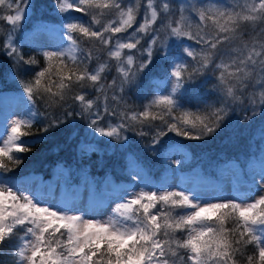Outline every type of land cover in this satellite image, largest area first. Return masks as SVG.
<instances>
[{
	"label": "snow or ice",
	"instance_id": "1",
	"mask_svg": "<svg viewBox=\"0 0 264 264\" xmlns=\"http://www.w3.org/2000/svg\"><path fill=\"white\" fill-rule=\"evenodd\" d=\"M35 8L34 0H0V20L11 26L0 49L18 67L38 68L31 79L16 81L20 107L4 115L0 128V246L16 241L14 264H264V155L258 168L243 171V180L237 177L247 185L243 193L237 187L236 195L208 199L198 189L154 184L143 169L132 168V188L115 190V207L106 219L57 200L52 189L33 190L6 175L23 163L18 154L35 143L24 139L35 123L47 121L41 129L47 133L73 115L66 108L63 116L41 114L38 101L46 109L78 103L93 136L118 141L126 150L130 131L150 136L149 147L158 152L169 147L162 143L169 133L197 141L215 136L228 127L237 104L253 115L259 106L264 139V0H53L61 43L55 49L38 44L32 55L14 33ZM249 26L259 41L238 47ZM93 42L115 62L111 84L102 82L108 62L88 68L92 52L81 44ZM209 78L216 81L214 103L202 96ZM129 86L152 99L140 111L110 109L109 100L127 105ZM88 87L95 89L94 98L73 94ZM249 88L259 90L258 99L248 95Z\"/></svg>",
	"mask_w": 264,
	"mask_h": 264
},
{
	"label": "trees",
	"instance_id": "2",
	"mask_svg": "<svg viewBox=\"0 0 264 264\" xmlns=\"http://www.w3.org/2000/svg\"><path fill=\"white\" fill-rule=\"evenodd\" d=\"M36 8L29 12L30 19L20 25L18 31L14 33V39L22 46L25 52L35 55L32 52L34 46L29 45L22 40L23 33L31 30L38 23L50 22L57 23L59 19L56 12L51 10L53 0H34ZM175 3H199L200 0H174ZM232 3L233 0H227ZM73 15L81 16L85 21L89 18L81 13H73ZM101 23L107 22V17H100ZM140 19L138 17V23ZM195 24V20L192 21ZM11 31V26L5 21L0 20V44ZM131 31V29H129ZM246 31L247 36H244L241 41H238V47L242 43L253 42V39L259 41L252 32L251 26ZM125 34H121L123 36ZM186 43H192L187 42ZM195 47L196 45L193 44ZM81 48L90 50L93 59L88 64L89 70L99 67L100 64L108 62L110 70L102 74V82L106 85L111 84L113 77L117 76L115 71L114 61H108L107 49L99 43L93 42L82 43ZM39 59V57H37ZM83 59V56L81 57ZM43 61H41V65ZM38 70L37 66L18 67L13 61L3 54L0 49V93L5 91L20 92L18 79H31L34 72ZM14 74L16 79H14ZM155 80H159L156 77ZM216 84L215 79L209 78L202 87V96L208 103L215 102V95L210 93ZM109 97L112 92L106 88ZM258 89L249 88L248 95H256L258 99ZM84 92L86 98H94L97 93L92 87L86 89L74 88L73 94ZM101 97L103 93H100ZM152 99L151 95H144L137 87L129 86L127 88V105L117 107L114 102L109 100V107L117 108L118 112L140 111L143 105H146ZM71 105V107H69ZM73 112L72 116L66 118L65 123L58 128L50 129L47 133L41 129L47 124V121L41 119L35 123L31 129L32 135L25 137V140L35 141L31 145V150L26 153H20L23 163L15 168L12 173L6 175L19 180L28 174H35L39 177L49 179L55 172H64L67 178L72 177L73 184H79L86 180L94 184V189L99 191L103 183L110 179L114 182H120L125 178V172L130 163L140 164L147 174L155 181H158L162 176L163 156L165 152L173 145V141H181L178 144L189 151L190 158L186 163L179 165L180 170H192L199 168L203 176L207 179H214L217 176L218 170L226 164H237L242 169L248 162L257 157L264 146V139L261 138V118L259 106H256V114L251 111L244 112L243 107L239 104L235 105V114L231 116V122L222 131L215 136L208 137L202 140H186L181 137L169 133L163 138L162 143L167 142L169 147L162 152L155 151L149 147L151 137H140L135 132L126 133L129 136L130 147L128 150L120 146V142L113 140L107 143L105 137L93 136L87 128L88 120L81 117V109L79 104L68 100L64 104V108L56 106L51 109H46V106L39 102L37 109L41 114L55 116H63L64 109ZM185 110H193L191 104L184 105ZM95 110V109H94ZM154 112L159 111L153 109ZM180 115V113H177ZM249 117L246 123L242 117ZM237 117H241L240 123H237ZM116 122V118L112 119V123ZM158 124L159 121H156ZM244 125V127H241ZM250 125V126H249ZM138 127V126H136ZM159 148V145L156 146ZM16 241L12 240L4 246H0V264H14L13 252L15 250Z\"/></svg>",
	"mask_w": 264,
	"mask_h": 264
},
{
	"label": "rangeland",
	"instance_id": "3",
	"mask_svg": "<svg viewBox=\"0 0 264 264\" xmlns=\"http://www.w3.org/2000/svg\"><path fill=\"white\" fill-rule=\"evenodd\" d=\"M22 40L29 45L36 46L45 44L49 48L55 49L57 43L61 41L58 23L41 22L31 30L23 33ZM159 83V80H154ZM161 87L163 85L161 84ZM20 92L5 91L0 93V128L4 125V115L18 111L20 105L17 101L20 98ZM15 118V117H12ZM108 139V138H107ZM264 155V146L257 157L252 158L248 164L242 169L237 164H226L218 170L214 179H207L203 176L199 168L192 170H180L179 165L175 163L177 159L181 160V164L186 163L190 158V153L182 146L176 144L171 145L163 156V170L161 178L158 181L152 179L146 170L140 165L130 163L125 178L120 182H114L107 179L99 191L94 189V184L83 180L79 184H73L72 177L67 178L64 172H55L51 178L46 179L35 174H28L18 181L29 186L33 190L39 189L47 192L52 189V194L57 200H64L69 204H75L80 209H94L97 218L106 219L111 215V210L115 207L113 201L116 200L114 192L117 188H132V179L129 177V170L139 167L147 174L149 180L154 184L170 185L173 187L194 188L198 189L205 199L212 195L220 194L228 196L236 195L235 188L239 187L243 193L247 185L237 183V177L243 180V171H251L258 168L261 156ZM180 164V165H181Z\"/></svg>",
	"mask_w": 264,
	"mask_h": 264
},
{
	"label": "bare ground",
	"instance_id": "4",
	"mask_svg": "<svg viewBox=\"0 0 264 264\" xmlns=\"http://www.w3.org/2000/svg\"><path fill=\"white\" fill-rule=\"evenodd\" d=\"M61 43V41H59L58 43H57V45H59Z\"/></svg>",
	"mask_w": 264,
	"mask_h": 264
},
{
	"label": "water",
	"instance_id": "5",
	"mask_svg": "<svg viewBox=\"0 0 264 264\" xmlns=\"http://www.w3.org/2000/svg\"><path fill=\"white\" fill-rule=\"evenodd\" d=\"M107 139V138H106Z\"/></svg>",
	"mask_w": 264,
	"mask_h": 264
}]
</instances>
